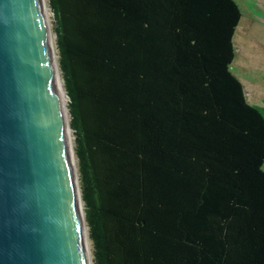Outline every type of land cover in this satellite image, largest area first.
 <instances>
[{"label": "trees", "instance_id": "1", "mask_svg": "<svg viewBox=\"0 0 264 264\" xmlns=\"http://www.w3.org/2000/svg\"><path fill=\"white\" fill-rule=\"evenodd\" d=\"M95 264H264V115L235 0H48Z\"/></svg>", "mask_w": 264, "mask_h": 264}, {"label": "water", "instance_id": "2", "mask_svg": "<svg viewBox=\"0 0 264 264\" xmlns=\"http://www.w3.org/2000/svg\"><path fill=\"white\" fill-rule=\"evenodd\" d=\"M0 264H88L40 0H0Z\"/></svg>", "mask_w": 264, "mask_h": 264}, {"label": "rangeland", "instance_id": "3", "mask_svg": "<svg viewBox=\"0 0 264 264\" xmlns=\"http://www.w3.org/2000/svg\"><path fill=\"white\" fill-rule=\"evenodd\" d=\"M241 9H242L243 14H245V10H244L243 5H241ZM254 14H257V13L254 12ZM258 17H259V22L261 25L257 24L255 22L254 18L252 17L249 29H248V27L245 26L244 22L242 23V21H240L239 26L236 28V31H235L236 33H235L234 41H233L234 46L236 48V50H235L236 54H235V58H234L232 64L230 65V71L236 77H239L242 80L243 86L245 89V93L247 94V100L250 98L255 99L260 106L259 107L260 111L264 115V52H262V54H260L261 50L264 51V19H263L264 16L262 15V16H258ZM51 25H52V30H53L52 12H51ZM254 29L260 30L259 31L260 34H255L253 32ZM251 41L254 42L251 45V50L253 49L252 46H257V44L259 46V48L253 49L255 51V53H258V54L254 55L255 57L252 61V64L247 62L245 59V54H248V52L245 50L247 49L248 45H250ZM253 50H252V52H253ZM57 54H58V52H57ZM60 73H61V71H60ZM254 80H256V81H254ZM251 81H254V82L252 83L251 88H248V86H249L248 82H251ZM257 91H260V93H258ZM66 99H67V96H66ZM67 103H68V99H67ZM251 104H252V102H251ZM71 133H72V130H71ZM72 136H73V133H72ZM73 143H74V136H73ZM77 162L78 161H77V157H76V166H77V171H78ZM263 169H264V165H263ZM78 179H79V172H78ZM83 208H84V205H83ZM90 249H91V253H92L93 264H95L91 240H90Z\"/></svg>", "mask_w": 264, "mask_h": 264}, {"label": "bare ground", "instance_id": "4", "mask_svg": "<svg viewBox=\"0 0 264 264\" xmlns=\"http://www.w3.org/2000/svg\"><path fill=\"white\" fill-rule=\"evenodd\" d=\"M41 9L45 21V28H46V34L50 49V61H51V69L53 73V79L55 83V88L57 92V99L59 104V109L61 113L63 128H64V135H65V141L67 146V152H68V158L69 162L72 168V177L73 182L75 185V194L76 199L79 204V215H80V229L83 239V244L85 248V252L87 255L88 264H93L92 259V253L90 249V239H89V233H88V227L85 220V213L83 208V201L81 197V192L79 188V179H78V171L76 166V157L74 152V143H73V136L71 133V129L69 126V115H68V109H67V99H66V92L63 86V80L61 77L60 69H59V61H58V54H57V48H56V42H55V35L52 30L51 25V11L49 8V4L47 0H40Z\"/></svg>", "mask_w": 264, "mask_h": 264}, {"label": "crops", "instance_id": "5", "mask_svg": "<svg viewBox=\"0 0 264 264\" xmlns=\"http://www.w3.org/2000/svg\"><path fill=\"white\" fill-rule=\"evenodd\" d=\"M235 2L237 3V5H238V7L240 9V12H241V19H240V21H242V23L244 22L245 23V26L248 27V29L250 28V24H251L252 17L254 18V20H255V22L257 24L261 25L260 22H259V17L258 16H262V15L264 16V0H235ZM241 5L244 6L245 14H243V12H242ZM254 12H256L257 14H254ZM263 19H264V17H263ZM240 21H239V23H240ZM238 26H239V24H238ZM259 31L260 30H258V29H254L253 30V32L255 34H260ZM234 36H235V34H234ZM233 41H234V37H233ZM253 43L254 42L251 41L250 42V45H248L247 49L245 50V51L248 52V54H245V59L250 64H252V61H253V59L255 57L254 55L258 54V53H255V51L253 49L259 48L258 44H257V46H252V48H253L252 49L253 52H252L251 45ZM233 44H234V42H233ZM235 50H236V48H235ZM262 52H264V51L261 50L260 51V54H262ZM237 78L240 80V82H241V84L243 86L242 80L239 77H237ZM254 81H256V80H254ZM254 81L248 82V85H249L248 88H251L252 83ZM243 89H244V86H243ZM257 92L260 93V91H257ZM244 93H245V89H244ZM245 95H246L245 97L247 99V94L245 93ZM247 101H249L250 103L252 102V104L255 105V106H257V107H260L259 104H258V102L255 99L250 98Z\"/></svg>", "mask_w": 264, "mask_h": 264}]
</instances>
